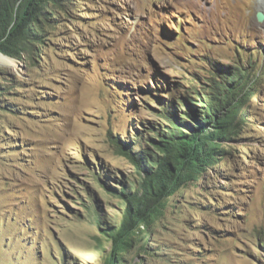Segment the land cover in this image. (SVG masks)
Listing matches in <instances>:
<instances>
[{
	"label": "rangeland",
	"instance_id": "1",
	"mask_svg": "<svg viewBox=\"0 0 264 264\" xmlns=\"http://www.w3.org/2000/svg\"><path fill=\"white\" fill-rule=\"evenodd\" d=\"M259 1L48 4L45 43L0 64V264H264ZM239 65L257 76L240 133L115 250L142 175L113 138L151 150L168 106Z\"/></svg>",
	"mask_w": 264,
	"mask_h": 264
},
{
	"label": "trees",
	"instance_id": "2",
	"mask_svg": "<svg viewBox=\"0 0 264 264\" xmlns=\"http://www.w3.org/2000/svg\"><path fill=\"white\" fill-rule=\"evenodd\" d=\"M62 1L0 0V52L21 60L30 50L29 45L32 53V43L44 44L41 24L50 19L44 10L49 3ZM255 76L242 65L218 69L197 98L185 96L164 110L167 125L150 139L151 150L133 151L119 138H113L115 146L142 175L134 192L121 190L125 210L121 224L111 234L115 250L126 247L139 227H149L165 200L201 175L220 155L223 142L240 133L239 118L246 116L244 102L255 94ZM116 261L114 254L107 264Z\"/></svg>",
	"mask_w": 264,
	"mask_h": 264
},
{
	"label": "bare ground",
	"instance_id": "3",
	"mask_svg": "<svg viewBox=\"0 0 264 264\" xmlns=\"http://www.w3.org/2000/svg\"><path fill=\"white\" fill-rule=\"evenodd\" d=\"M259 7L264 11V0L259 1ZM11 58L4 55L2 52H0V64H10Z\"/></svg>",
	"mask_w": 264,
	"mask_h": 264
},
{
	"label": "water",
	"instance_id": "4",
	"mask_svg": "<svg viewBox=\"0 0 264 264\" xmlns=\"http://www.w3.org/2000/svg\"><path fill=\"white\" fill-rule=\"evenodd\" d=\"M257 17H258L259 21H263L264 20V13L262 11H259L258 14H257ZM7 57H9V56H7Z\"/></svg>",
	"mask_w": 264,
	"mask_h": 264
}]
</instances>
